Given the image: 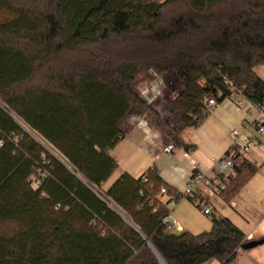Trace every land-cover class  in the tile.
Here are the masks:
<instances>
[{"label":"trees","instance_id":"1","mask_svg":"<svg viewBox=\"0 0 264 264\" xmlns=\"http://www.w3.org/2000/svg\"><path fill=\"white\" fill-rule=\"evenodd\" d=\"M263 65L264 0H0V264H234L248 241L229 219L163 223L178 193L156 170L104 188L108 151L131 111L191 150L208 102H264ZM141 71L182 85L167 116L133 89ZM258 170L244 157L219 197Z\"/></svg>","mask_w":264,"mask_h":264},{"label":"crops","instance_id":"2","mask_svg":"<svg viewBox=\"0 0 264 264\" xmlns=\"http://www.w3.org/2000/svg\"><path fill=\"white\" fill-rule=\"evenodd\" d=\"M144 74L149 76L151 82L141 92L133 89L156 112L159 108L165 111L166 102L168 104L173 100L170 97H165L164 100L166 95L163 91L164 79L157 77L151 71H146ZM246 114L247 112L224 100L198 128L182 130L183 141L185 145L191 147V150L186 151L176 146L174 153L164 154L161 150L170 142L136 111H131L118 124L124 135L123 139L108 151L109 156L117 163V169L104 184V188H108L123 173L138 178L146 170L154 169L167 185L180 193L194 167L200 172H208L212 160L220 158L230 149L231 130L244 132L241 143L250 136L262 142L264 135H258L256 132L254 134V130L252 133L253 126L247 130L243 129L242 122ZM253 149L264 155L257 147ZM254 154L255 152L253 154L250 152L246 158L256 163ZM256 173L228 203L215 195L204 194L203 197L204 206L210 205L215 212L213 215L229 219L246 237L251 234L252 240L264 237V171L259 176ZM163 199L165 200V197ZM185 201L171 208L169 217L173 223V231L188 232L193 235L208 232L211 229V218L208 221L205 220V216L209 218L212 211L209 209L210 214L204 215L202 210L197 212ZM255 248L260 249L256 255L247 254L246 251L249 250H238L234 264H264V244ZM207 264H218V262L211 261Z\"/></svg>","mask_w":264,"mask_h":264},{"label":"built area","instance_id":"3","mask_svg":"<svg viewBox=\"0 0 264 264\" xmlns=\"http://www.w3.org/2000/svg\"><path fill=\"white\" fill-rule=\"evenodd\" d=\"M240 110L247 112L242 122L243 129L247 130L253 126L258 135H264V102L260 105H254L243 98L239 92H235L230 98L226 99ZM217 104L208 102L206 108L208 115L212 114ZM244 132L237 129L230 131L231 147L220 158L212 160L211 168L208 172H200L193 168L187 184L177 196H167L168 207L171 209L183 200L191 201L197 206L204 205V194L220 196L224 192L234 177L237 168L242 160L251 152L252 147H257L264 154V146L255 137H246L244 142H240ZM176 150L174 143H169L162 148V153L172 154ZM204 215H209L208 208H202ZM163 223L173 229V223L169 215L163 219ZM247 241L252 240V235L246 237Z\"/></svg>","mask_w":264,"mask_h":264},{"label":"rangeland","instance_id":"4","mask_svg":"<svg viewBox=\"0 0 264 264\" xmlns=\"http://www.w3.org/2000/svg\"><path fill=\"white\" fill-rule=\"evenodd\" d=\"M145 72L146 71H141L140 74H138L132 80V87L135 90H137V92L143 91L147 87V85L151 82V80H149V76H146V74H144ZM255 72L262 80H264V65L257 67L255 69ZM163 86H164V90L163 91H165V94H166V95H164V100H166L165 97H170L173 100L176 97V95L178 94V92H180L181 89H182V85L179 82H177L176 80H174L172 77H168L166 80H163ZM171 103L172 102L167 104V102H166V104H165L166 110L162 111V109L159 108L157 112H159L160 114L159 113L158 114L161 115V116H167V114H168L167 112H168V110L170 108ZM253 130H254V134H255L256 131L253 128L251 130L252 133H253ZM261 144L264 146V139L262 140ZM253 152H255V154L253 156L254 161L256 162V164L258 166H260V169L256 173L259 176V175H261L262 171H264V155H261L260 153H257L256 150L253 149V147H252L251 148V153L253 154ZM185 202L187 204H191L197 212L199 210H202V208H208V209H210L212 211L211 215H213L215 213L210 205H208L206 207L204 205H202V206L199 207L196 204L192 203L191 201L186 200ZM210 217L211 216H209V218L208 217L206 218V216H205V220L209 221ZM258 250H260V249L254 248V249H251V250L246 251V252L249 255H252V254L256 255V252H258Z\"/></svg>","mask_w":264,"mask_h":264},{"label":"water","instance_id":"5","mask_svg":"<svg viewBox=\"0 0 264 264\" xmlns=\"http://www.w3.org/2000/svg\"><path fill=\"white\" fill-rule=\"evenodd\" d=\"M264 244V237L263 238H260V239H255V240H250L248 242H246L242 247L241 249L242 250H250V249H253L257 246H260Z\"/></svg>","mask_w":264,"mask_h":264}]
</instances>
